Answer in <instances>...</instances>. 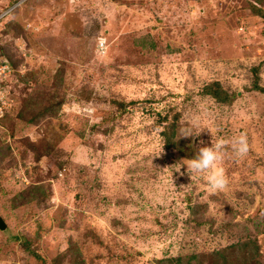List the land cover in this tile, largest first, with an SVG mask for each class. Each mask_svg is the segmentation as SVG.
<instances>
[{"label":"rangeland","instance_id":"374dc122","mask_svg":"<svg viewBox=\"0 0 264 264\" xmlns=\"http://www.w3.org/2000/svg\"><path fill=\"white\" fill-rule=\"evenodd\" d=\"M254 67L264 89V0H0V264H264ZM173 116L182 152L160 133ZM242 132L213 193L188 160ZM35 184L49 201L14 202Z\"/></svg>","mask_w":264,"mask_h":264},{"label":"clouds","instance_id":"9594fccd","mask_svg":"<svg viewBox=\"0 0 264 264\" xmlns=\"http://www.w3.org/2000/svg\"><path fill=\"white\" fill-rule=\"evenodd\" d=\"M18 5L15 4L14 6ZM249 7L261 10L252 4H249ZM203 130L199 118L194 117L190 122L181 126L178 138H195ZM201 144H203V141H201ZM229 149L235 158L245 157L249 151L247 134L242 132L237 136H233L230 140L219 137L214 144L211 143V146L199 147L195 156L189 159L186 165L192 175H206L207 184L213 193L223 192L228 188L229 179L222 164Z\"/></svg>","mask_w":264,"mask_h":264},{"label":"trees","instance_id":"16d2710c","mask_svg":"<svg viewBox=\"0 0 264 264\" xmlns=\"http://www.w3.org/2000/svg\"><path fill=\"white\" fill-rule=\"evenodd\" d=\"M250 11L253 14H255L256 16L261 13V11L256 9V8L255 9L250 8ZM250 71H251V74L254 76L251 89H253L254 91L261 92V93L264 94V89L260 88L257 85V81H256L258 68H256V67L251 68ZM201 94L212 98L214 100V102H216L218 104H229L236 97L235 94L228 95L224 90H222V88L216 82H211V83L206 84L205 86H203V90H202ZM112 103L115 106L119 107L121 110L125 109V107L128 105L126 103H122V102H118V101H112ZM44 111L48 112V110L46 108H44ZM176 118H177L176 116H173V119H172L173 122L168 124L166 126V129L161 131L160 133H161V136L163 137L164 147L166 149L167 148H172V149H175V150H179V152L180 151L182 152V146L184 145V142L182 140H180V139L179 140L176 139V137H175V135H177V131L175 129V123H174V121H176ZM35 120L36 119H34V117H32V116H30L27 119V121L29 123H33ZM62 165L63 164H61V163L58 164V166L52 171V174H53L54 171L56 173L58 171H60V169L63 168ZM44 187H46V186L40 185V184L28 185V187L25 188L24 191L20 192V193H22L21 196L18 195V196H16V198H14V202H16V201H18L20 199H24L25 201H27V200H32L34 198H37L36 199V203L39 202V201H43V203L47 202V201H49V194L47 193V191H46V189ZM194 212H196V211H194ZM36 237L40 238L41 236L36 235L35 238ZM72 249H73L72 247H69L66 250L71 251ZM28 252L30 254H32V255H35V253L32 250H30V249H28ZM74 253L78 255V252L75 249V247H74ZM59 257H61V254L59 255ZM180 258L181 257H177L175 259L169 260V262H176L177 263V261H179ZM190 258H192V256L188 257V259H190Z\"/></svg>","mask_w":264,"mask_h":264},{"label":"water","instance_id":"95a60500","mask_svg":"<svg viewBox=\"0 0 264 264\" xmlns=\"http://www.w3.org/2000/svg\"><path fill=\"white\" fill-rule=\"evenodd\" d=\"M4 229V224L2 222V220L0 219V230H3Z\"/></svg>","mask_w":264,"mask_h":264},{"label":"built area","instance_id":"2783aa9c","mask_svg":"<svg viewBox=\"0 0 264 264\" xmlns=\"http://www.w3.org/2000/svg\"><path fill=\"white\" fill-rule=\"evenodd\" d=\"M4 68H6V67H4ZM3 99L5 100V97H3ZM4 102H3V100H2V97H0V104H3Z\"/></svg>","mask_w":264,"mask_h":264}]
</instances>
